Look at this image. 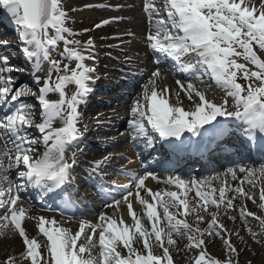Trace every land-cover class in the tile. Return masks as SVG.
<instances>
[{
  "label": "snow or ice",
  "instance_id": "6c2138e0",
  "mask_svg": "<svg viewBox=\"0 0 264 264\" xmlns=\"http://www.w3.org/2000/svg\"><path fill=\"white\" fill-rule=\"evenodd\" d=\"M144 7L149 14L150 24L147 40L154 51L172 58L181 72L195 75L199 71L201 75L196 78L201 83L204 82L202 77L208 75L218 87L226 90L227 97L233 98L237 110H227V99L218 105L209 101L205 93L192 83L185 87L179 80L177 84L186 92L189 101H193V96L198 101H193L194 106L190 111L170 104L169 90L156 88V79L161 77V72L157 69L152 73L151 88L145 89L144 104L137 100L132 108L134 119L129 124L134 135L144 137L151 146L153 138L149 136V131L157 133L159 139L176 152L191 145V141L185 138V133H190L192 137L201 138L197 141L198 144L209 137V143L216 144L213 151L223 153L234 149L233 155H241L243 152L251 154L255 151L264 158V60L254 49L255 44L260 50H264V0H260L259 5L252 3V0H165L164 14L156 8L154 0H147ZM0 8L10 15L17 26L23 54L28 60L34 61V82L39 85L43 79V86L38 89L39 95L36 97L40 122L34 125L37 108L21 99L28 96L30 90L23 85L16 86L12 73L19 69L10 64L9 57L5 54L8 41H0V48L5 50L0 52V138L5 141L2 155L9 157L8 169L14 166L21 169L18 176L23 182L17 184V190L13 193L10 184L6 188L3 186L8 177L0 172V205H5L8 213L0 216V231L9 225L18 230L26 246V251L22 253L24 259H30V264H162L165 260L166 264H173L169 248L165 246V237L167 245H175L173 234L182 237V226L190 242L188 247L200 249L194 264H238V260L232 259L233 255L238 256V252L231 244V234L227 239L221 237L228 252L224 262L208 257L205 237L221 236V231L227 232L217 220L221 206L224 214H227L228 210L234 208L233 201L237 196L248 199L253 197L242 186H229L226 180H220L219 186H213V181L219 179V176L185 180L173 174L164 183L174 185L180 191L153 192L145 186L149 176L157 179L151 172L136 177L134 185L135 196L151 222L150 230L143 226L141 218L133 210L129 201V197L133 196L132 186L126 185L123 186L121 198H113L106 203V207L118 209L122 202L126 203L131 224L126 223L122 217L117 220L102 213L98 217V223L81 221L79 230L72 233L67 228L57 226L54 218L48 220L40 217L39 232L46 237L43 246L45 252L41 253V245L35 238L30 239L22 226L26 209L17 205L23 200L21 192L25 185L39 189L42 195L54 193L56 197H64L66 205L72 203L65 196L67 189L64 186L71 179L76 158L73 154L69 162L65 151L81 138L82 134L77 126L80 121L79 108L86 103L93 91L89 86L90 82L98 79L92 75L95 68L85 63L87 59H95L90 51L94 44L91 39L87 41L86 55L79 48V40L69 39L79 33L65 26L68 13L62 0H0ZM102 23L107 24L109 21ZM101 26L96 25L97 28ZM60 42H63L64 50L60 53L61 59L54 60L50 49L54 50ZM185 57L188 59H183ZM236 57H242L257 70L251 71L246 64L238 63ZM64 59H68L70 63L75 61V68H71L70 64H64L61 68ZM45 63L48 65L47 70L43 67ZM40 72H45L43 78L35 75ZM54 72L57 73L55 81L52 76ZM238 73L248 81L246 86L237 82ZM69 84L76 87L71 97L65 91ZM50 93L58 94L59 99H48ZM218 117L241 121L240 126L244 128L245 134L237 136L233 132L226 135L227 129ZM56 121H60L62 126L53 127ZM33 127L41 134L39 140L30 133ZM41 141L45 145V151L37 156L39 150L35 145ZM108 159L109 157H105L104 161H98L94 171ZM3 169L4 162L0 158V170ZM237 171L247 174L249 184H254L249 177L256 176L257 173L264 176V166L259 169L230 167L224 176L230 175L232 180H237ZM243 183L241 180L240 184ZM193 188L196 189L198 198L195 204L187 198V193ZM141 190L151 197L152 202L141 196ZM229 192L235 195L229 197ZM260 200L264 201V188L261 189ZM210 206L216 211L209 213ZM260 207L264 209V203ZM161 208L163 217L159 211ZM170 208H175L176 212L173 213ZM201 212L208 213L211 217L208 229L198 226L205 220ZM177 215H195L196 223L190 224L187 219H177ZM241 215L255 216L254 213L245 212L243 208ZM255 218L264 227V218ZM162 219L167 221V232L159 226ZM82 236L83 242H80ZM153 242L163 249V256L153 254ZM136 243L142 245L146 254L138 252L134 247ZM94 249H98L95 254ZM5 264H14V258L9 257Z\"/></svg>",
  "mask_w": 264,
  "mask_h": 264
},
{
  "label": "rangeland",
  "instance_id": "374dc122",
  "mask_svg": "<svg viewBox=\"0 0 264 264\" xmlns=\"http://www.w3.org/2000/svg\"><path fill=\"white\" fill-rule=\"evenodd\" d=\"M64 1V2H63ZM66 0H62L63 2V6L65 11L68 13V20L66 22V27L71 29L73 32L79 33V35L76 36H72L69 37V39H74V40H79L81 42V44L79 45V48L82 52H84V54L87 55V41L88 40H92L93 44H94V48H92L90 51L94 54L95 58L100 57L101 55H105L106 59H103V64L104 65H109L111 67H117L118 65V61L120 62H124L125 64L127 63V58H129L131 60V58H134L137 61L136 66H134V68H141V67H145L146 65H150L149 69H155V71L157 69H160L161 66L156 64V61L154 60H150L148 61L147 57V53L149 52V48H146L144 45L139 44V43H135L133 42L129 47H132L135 49V51H137V53H128L127 55H123L122 52L120 50H117V43H119L120 41H117V39L114 40V42L112 43L113 45H116V48L112 51H105L102 49V47H98L101 44H103L104 42L102 41V36L106 35H113L115 34V31H104L102 29H99L96 27L95 20H92L91 22L86 23L85 17L79 16L77 15L76 12H73L68 9V5L65 2ZM0 15H2L3 18L5 19H12L10 17V15H8L2 8H0ZM94 21V22H93ZM85 29H88V31H85ZM3 30V28H1L0 25V41H4L7 40L8 42L11 41V39L13 40V36L18 35V30H17V26H15L14 29H10V32L7 34L1 33ZM92 31V32H91ZM97 33L102 34L101 37L99 35H97ZM101 38V41H99V37ZM105 40V39H103ZM132 42V41H131ZM139 42V41H138ZM100 44V45H99ZM138 45V46H136ZM19 47V49H18ZM18 47H15L14 45L9 44L8 50L9 52H7L8 50H6L5 54H7L8 56H10L11 52L17 51V60L19 58L22 59L23 62L17 61L15 63V67L17 69H19V71H15L13 73V76L15 78V82H16V86H20L23 85L25 87V89L29 90L31 87V94L34 93L36 94L38 89L37 87L38 84L31 85V83H27L26 80H24V76L27 74H29L32 70V64L34 61H30L28 60L25 55L23 54V52L20 51V49L23 47L22 43L19 42L18 43ZM139 49H143V50H147L145 52V54H141L139 57L138 52ZM254 49L257 52V55L260 56V58L262 60H264V50H260L258 46H256L254 44ZM64 50V44L63 42H60L59 45L53 50L50 49L51 52V58L54 60H60L61 56L60 53H62ZM129 50V49H126ZM5 51V50H4ZM1 51L0 48V52H4ZM112 56V57H110ZM116 57V58H114ZM114 59H117V62L114 61ZM145 59V60H144ZM237 62L238 63H243L245 62V60L242 57H236ZM131 62V61H129ZM247 62V66L251 71H256L257 69L255 68L254 65H252L250 62ZM85 63L89 66V67H94L96 70H98L99 68L96 67V63L97 61L95 59H87L85 61ZM64 64H70L71 68H75V61H71V63L69 62L68 59H64L63 62L61 63V68H63ZM47 65V64H46ZM31 66V67H30ZM48 68V65H47ZM46 68V70H47ZM107 69V68H106ZM110 69H107L106 72H102L103 75H105V77L107 78H114V77H118L119 79H122L121 75H123L124 73L122 71H117V68L115 70H111L108 71ZM166 74H168V76H170L172 82H170L169 84V88H167L169 90V100H170V104L172 105H176V106H181L183 107L186 111H190L193 109V101H198V98L193 96V101H189V99L187 98V94L185 91H183L180 86L177 84V80L180 81V84L185 85V87L187 86L186 84H184L183 82L185 81L187 84L191 83L192 80L190 78H185V77H181L179 75H173L172 73H168L165 71ZM57 73H53V81H55V77H56ZM238 78H237V82L242 84V85H247L248 81L244 80L242 75L240 73L237 74ZM153 79V77H149L145 83L141 86V89L139 91V93L137 94V100H140L142 104H144V92L146 88H151V84L150 81ZM161 77L156 79V88L157 90H159L158 88H160L161 85V81H160ZM110 81H106V83H108ZM194 82V81H193ZM258 83V82H257ZM174 85L177 86V89L174 87ZM207 85V84H206ZM37 86V87H36ZM28 87V88H27ZM209 87V86H208ZM73 86L68 85L65 89L67 96L70 97L72 96V94L75 92V90H73ZM179 89V90H178ZM178 90V92H177ZM177 94H179L177 96ZM50 95L52 96V100L55 101L57 99H59L58 94L55 93H50ZM173 96V97H170ZM136 100V101H137ZM135 101V102H136ZM27 102L31 105H33L35 108H37L36 114H38L40 116V111H39V105L33 100V96H29L27 97ZM135 105V104H134ZM80 110V109H79ZM89 113V112H88ZM87 113V116H88ZM91 114V113H89ZM38 115L35 116V119H38ZM81 118L84 119L87 116H84V114L82 115V113L80 114ZM127 116V114L125 115ZM94 118H89L85 124H87L86 126L88 128H90L92 126L93 123L98 122L97 118L95 116H93ZM34 119V120H35ZM91 119V120H90ZM90 120V121H89ZM101 120H109V119H101ZM108 121L104 122L105 124L103 125V122L100 123L101 127H104L103 130L99 131L100 133L97 134H92L93 136L91 137V139H96L99 137H102L103 135V131L106 128H110V124L107 123ZM98 124V123H97ZM103 125V126H102ZM126 126L121 127L120 129H116L115 131H111L107 133V136H109V139H111L112 137L118 138L119 140H123V133L125 130ZM124 130V131H122ZM33 136H35L37 139H39V135L34 134ZM123 144V143H122ZM84 144L81 143V147H83ZM129 144L125 143L123 144L122 147H127ZM121 147V148H122ZM113 149H111V152L113 153V157H112V162L113 161H117V154L115 153L116 151H118L120 148H117V145H114L112 147ZM87 149H83V151H85ZM39 151H44V147L40 146ZM102 153H104V155H106L108 152H106V149L102 150ZM261 166H264V164H259ZM256 167V164H255ZM238 168V167H236ZM260 167H257L255 169H259ZM237 173H240L239 171H237ZM246 173H241V175L239 176V174H237V180H236V185L235 187H241L242 185L240 184L241 180H244V175ZM247 175V174H246ZM245 175V178H246ZM254 181V184H250L249 187H244V191L246 193H249L250 196L253 197V199H248V198H242L237 196V198L233 201L234 204V208L228 210L227 214H224V210H223V206H221V210H220V214L217 217L218 223L219 224H224V223H231L230 225H232L233 230L235 232H237V234L239 235V237H242V240H238L237 237L234 235V233H231L230 235V241L231 244L236 248L237 252H238V256L233 255L232 259L234 261L238 260V264H264V227L261 226L259 220H257L255 217H261L264 218V209H261L260 204L264 203V201L260 200V192L261 189L264 188L262 187V185L260 183H258V180L260 182L264 183V176H260L259 173H257L256 176L253 177H249ZM187 180V179H186ZM223 180L228 181V176L227 177H223ZM218 182H213V186H219ZM259 184V185H258ZM239 185V186H238ZM247 189V190H245ZM193 191L196 190L195 188L192 189ZM193 191H189L187 193V198L190 197V194ZM250 191V192H249ZM183 198V197H182ZM196 200L198 198H195ZM149 202H152V200L149 198ZM194 203V202H193ZM195 204V203H194ZM244 209L245 212H251L254 213L255 216H242L241 215V209ZM161 216L163 217V210L159 209ZM170 211H172L173 213L176 212L175 208H170ZM182 211V209H181ZM216 211V209L214 207H209V213ZM201 215L205 216V220H209V223H207L204 228H203V222L199 223V227L202 229H208L209 228V224L211 222V217L208 215V213H200ZM122 216H119V219ZM230 217H234V219H231ZM123 218V217H122ZM141 222L143 224V226L147 229L150 230L151 228V222L147 219V216L144 214V211L141 214ZM177 219H187L188 223L190 224H195L196 222L194 221V219L192 218L191 215L184 217L181 215H177L176 217ZM117 219V216L116 218ZM128 221H126L127 223L131 224L132 220L131 217L129 216L127 218ZM204 220V221H205ZM67 221V229H69L72 233H75L76 231L79 230V227L77 226V221H79V218H76L74 220L66 218ZM125 221V220H124ZM238 223H241L240 225H238ZM66 225V224H65ZM57 226H60L59 224H57ZM160 227H163L165 229V232H167V221L165 219L161 220V223L159 225ZM86 231H89L88 229H86ZM180 232L183 234L181 239L178 238V236L176 234H173V239L176 241L175 245L169 246L167 245L166 242V237H165V246L169 248V253L172 256L173 259V264H194L195 258L198 257L200 249L197 248H189V240L187 239V233L185 232V230L183 229V227L181 226L180 228ZM256 234V235H253ZM44 237V236H43ZM221 237H223L224 239L229 238V234L226 232L221 231V236H212V237H205V248H206V252L208 254V257L211 259H219L221 262H224L227 257H228V252L226 249V246L224 244V239H222ZM207 238L209 240H207ZM45 240H41L40 238H38L37 242L41 245V253L43 254L45 252V248L43 247L46 243V238L44 237ZM81 239L83 240V236L81 237ZM154 241V238H151ZM81 240V241H82ZM80 241V242H81ZM259 241V242H257ZM79 243V242H78ZM134 247L137 248L138 252L140 254H146V250L143 249L142 245L140 243H136L134 244ZM94 254L96 252H98V249H94ZM152 251L154 255H158V256H163V249L160 248L158 246L157 243L153 242V246H152ZM122 254H124L122 252ZM20 264H30V259L29 260H25L22 261ZM162 264H166V260L162 262Z\"/></svg>",
  "mask_w": 264,
  "mask_h": 264
},
{
  "label": "bare ground",
  "instance_id": "6f19581e",
  "mask_svg": "<svg viewBox=\"0 0 264 264\" xmlns=\"http://www.w3.org/2000/svg\"><path fill=\"white\" fill-rule=\"evenodd\" d=\"M65 2L69 6L68 9L70 10V12L73 11V9H75V11H73V12H76L77 15H79V16L85 17L84 21L86 23L91 22L92 20L96 19L95 23L102 25L101 27H99V29H102L104 31H108V30L115 31V34H113V35L106 36L107 35L106 34V35L102 36V41L104 43L101 45L99 44L100 46H98V47H100V48L102 47V49L104 50L103 52L114 50L116 48V45H113L112 43L114 42L115 39H117V41H120L119 43H117V50H120L123 55H127L128 53L133 54V53H136L137 51H135V49L132 47L126 48V45L130 46L132 44L131 43L129 45L128 44L129 42L127 43L126 41H128L130 38H133V42L136 38L147 39V35L150 31L149 14L145 11V7H144L147 0H66ZM154 2L155 3H162V0H154ZM246 2H247V0H246ZM252 3L259 5L260 0H252ZM87 5H91L92 7H86ZM117 6H120V7L117 8ZM158 9H160L161 13L164 14L165 6H162L161 8H158ZM139 12H141V13H139ZM103 21H109V23L103 24L102 23ZM97 35H99L101 37L102 34L97 33ZM100 37L98 38L99 41H101ZM103 39H105V40H103ZM126 49H129V50H126ZM139 52L140 53L142 52V54H145L146 51L139 49ZM154 57H157V56H155V53L147 52L146 58L148 59V61H150L151 58H154ZM103 59L104 60L106 59L105 55L103 57L95 58V60L98 62L96 67L99 68L98 70L100 72L103 71V69L105 68V65L102 63ZM114 61L117 62V59H114ZM129 61H131V62H129ZM127 62L129 64H131V63L137 64V61L133 58H131V60L127 59ZM147 66L148 65H146L145 67H147ZM43 67L45 69L47 68L46 63L43 65ZM107 69H109V67H107ZM159 70L161 72L160 88H169L170 87L169 84H170V82H172L170 76H168V74L165 73V68L164 69L162 68ZM154 71H155L154 69H148V67H147L144 71L142 70L140 72V74L142 75V79H141L142 85L145 83V81L149 77L150 78L152 77V73ZM35 75L43 78L45 76V72L36 73ZM32 77H33V73H32ZM33 79H34V77H33ZM183 83L187 85V83L185 81ZM207 83H208V81H204L203 83H201V81H198L195 84L194 83H192V84L198 90L204 92L206 95V98L209 101L215 102L216 104L219 105L223 102L224 99H227V101H228L227 109H228L229 105H232V106L235 105L234 102L232 100H230L229 97L226 96V90L225 89L218 91V92H215L211 87H208V85H206ZM40 84H43V79H41ZM90 86H92V85H90ZM174 87L177 89L176 85H174ZM160 88H158V89H160ZM178 90H177V92H178ZM106 92H110V91L107 90ZM133 95H135V93H133L132 96ZM51 97L52 96L49 94L48 99ZM170 97H173V96L170 95ZM130 101L131 100H128V104L130 103ZM169 102H170V100H169ZM115 105L116 104L113 102H107V101L104 102L103 101V103L101 102V104L99 103L97 105V108L94 107L92 109V112H94V113H97L99 110H102V109H104V111H102L100 116L98 115L97 120H99V121L93 123L92 126L88 130L86 128V130L84 131V132H86V135L84 136L85 141H90V138L93 136L92 134L100 133L99 131L103 130L104 127H101V125H100L101 119L107 118V119H109V120H107L108 121L107 123H109L111 125V130H108L109 132L115 131L116 129H119L122 126L127 125L126 140H128L130 143H132V146H134V149L136 147V148H138L137 150H139L140 146L138 144L140 141L144 140V137L135 136L131 127H130L129 122L131 120H133V116L131 114L132 113L131 108L126 106V107H124V112L119 113V110H121V109L117 110V107L113 108V106H115ZM83 107H85L87 109V111L89 112L88 107L85 104L81 105V107H80L81 112H86V110H84ZM110 108H112V109H110ZM125 111H126V113H129L128 120H127V117H126V119L123 118L125 115ZM80 125H81V123H80ZM61 126L62 125H61L60 121H56L54 123V127H61ZM78 127L80 128V126H78ZM81 128L83 129L82 125H81ZM108 131L106 129H104L103 133H108ZM188 135H190V133H185V138H187ZM190 137H191V135H190ZM207 140L208 139H206V141ZM90 143H91V141H90ZM116 143H118V144L120 143L118 138L101 139V140H98V138H96V141H92V145H94L96 148L99 149L96 152V155L100 154L102 149H105L106 147H108L110 145H115ZM35 147L37 148V145H35ZM4 148H5V141H4V139L0 138V158H2L3 162H4V169L0 170V172H2L3 175L8 177V179L3 182V186L6 188L10 184L12 187V191H13L14 188L16 187L15 184L17 183V181H21L19 179V176H18V172L21 169H18L15 166L12 167L11 169H8L7 166L10 163V160H9V157L2 155V151ZM192 150L196 151L195 149H192ZM230 151H231V149H230ZM230 151L228 150L227 153H224V152L221 153V152L217 151L216 154H218L220 157H222V161L220 163H217L216 161H213V158H210L206 163H203L201 165L199 170H196L197 173L193 174V176H197L199 178V180L209 178V177L219 176V179H217L213 182H218L220 180H223V177L225 178L224 173L227 171V169L229 168L228 166L231 164L229 161L230 157L232 156ZM187 152H188V149L183 151L184 154H186ZM38 153H39V151L36 153V155H38ZM144 153H146L144 155H148L147 151H145V150H144ZM112 155L113 154L111 152H109L105 157L110 158ZM124 155H126L127 157L135 156V154L132 155V154H128V153H125ZM85 156H87V155H85ZM175 156H177V155H175ZM212 156H215V158H216V155H212ZM68 157H69V155H68ZM104 158H103V161H104ZM84 159H86V158H84ZM250 159L251 158L248 157V154L245 153L243 158L240 159L243 161V163L238 164L236 167H239V166H244L247 168L261 167V165H259V163H258V165H256V167H255V165H253L251 163H247L246 160H250ZM253 159H255V158H253ZM107 161L105 163H107ZM193 165L194 164H189V165L183 164L182 165V163L177 164L175 162V165L171 167L170 171H174L175 175H178L182 179H184L182 177V175H184L185 172H187V171L193 172ZM102 167H105V166L102 165ZM236 167H231V168H236ZM237 174H239V176L241 175V173H237ZM245 175L243 178L244 183L242 186L248 188L250 184L247 182ZM119 181H122V180H119ZM258 183H260L262 185V187H264L263 182H260L258 180ZM227 184L231 187H235L236 180H232L231 176L229 175ZM153 185L156 187V191H160V192L172 191V189H174L172 187V185L161 183L160 181H155V183H154L151 180V178L148 177V179L145 181L146 188L152 189ZM27 186H29V185H27ZM245 190H247V189H245ZM141 193L145 194V192L143 190H141ZM6 195H7V193H6ZM233 195H235V194L232 192L228 193L229 197H232ZM195 198H196V192L191 193L188 200L192 204H194L196 202ZM129 201L133 205V210L138 213V216L141 217V214L143 212V206L139 203L136 196L133 195V196L129 197ZM123 205H125V204H123ZM123 205H121V212H122L121 214L124 218H126L128 216V209L126 206H123ZM20 206H23L26 209V216L22 222V226L25 228V232L28 231V234H29L28 236H30L31 238H35L36 240H38V238H40V241L45 240L42 233L39 232L38 224H39V218L40 217H44L48 220H51V217L49 216V214L43 212V214L41 216H39L37 213L38 211L35 210L36 208L34 206H31L30 208L25 207L24 205H20ZM118 210H119V208L115 209L114 207H105V208H103L102 212H100V214L103 213V214H106L108 216H112L115 212H118ZM1 212L2 211L0 210V213ZM2 214H3V212H2ZM2 214H0V216H2ZM100 214H98L96 217H93V218L88 217L85 221H90L92 223H98L99 222L98 217ZM52 215L54 217L56 214H52ZM191 216L194 219V221L196 222L195 215H191ZM124 220L126 222V219H124ZM56 221H57V224H59L61 227L67 228L66 227L67 221H65V219L63 217H61V216L58 217L56 219ZM207 223H209V220L203 221V228ZM230 224L231 223H224L223 224L224 227L227 229L226 233H228V234L234 233V235L237 237L238 230H237V232H235L232 228L233 226ZM240 224L241 223H238V225H240ZM79 225H80V221L77 223L78 227H79ZM45 226L48 227L49 225H45ZM231 237H232V235H231ZM178 238L181 239L180 236H178ZM237 239L242 240V237H239V235H238ZM207 240H209V239L207 238ZM81 242H83V240ZM25 251H26V246L24 245L23 240L20 237L18 230H15L12 225H9L8 228L0 231V264H5V262L9 259V257L14 258V264H20L22 261H25L23 255H22V253H24Z\"/></svg>",
  "mask_w": 264,
  "mask_h": 264
}]
</instances>
